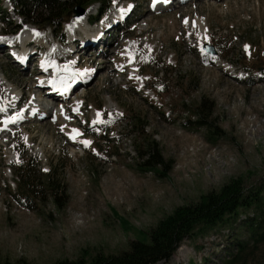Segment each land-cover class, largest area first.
I'll return each mask as SVG.
<instances>
[{"label":"rangeland","instance_id":"obj_1","mask_svg":"<svg viewBox=\"0 0 264 264\" xmlns=\"http://www.w3.org/2000/svg\"><path fill=\"white\" fill-rule=\"evenodd\" d=\"M125 1L136 2L142 21L110 32L99 76L78 99L60 103L67 116L42 114L39 121L0 131V264L83 258L89 264L98 254H120L140 230L150 231L176 208L238 178L260 192L258 203L227 216L207 236L185 239L169 260L156 264H224L240 245L254 246L252 235L264 224V0H194L184 3L185 11L177 5L158 13L148 11V0H112L111 16ZM89 9L83 17L98 14L100 5ZM1 10L0 32L6 27L20 36L34 28L8 0H0ZM94 30L84 28L90 35ZM39 33L53 41L49 30ZM220 40L222 57L203 55L206 44ZM0 53V95L8 96L9 84L24 100L40 95L30 74ZM247 73L253 79L244 82ZM131 113L134 121H126ZM108 119L117 120L108 127L114 141L93 134L102 133L99 126ZM130 124L144 134L129 136ZM75 134L77 146L68 143ZM155 150L170 169L165 178L144 167ZM23 152L34 161L32 173H39L38 193L29 200L19 196L26 180L18 171ZM49 176L63 186L59 198L42 188Z\"/></svg>","mask_w":264,"mask_h":264},{"label":"trees","instance_id":"obj_2","mask_svg":"<svg viewBox=\"0 0 264 264\" xmlns=\"http://www.w3.org/2000/svg\"><path fill=\"white\" fill-rule=\"evenodd\" d=\"M14 6V10L18 16L25 20L26 23L37 26L43 30L52 29L61 30L64 23H68L71 19V12L76 7L88 8L93 4L100 3L104 7L110 4V0H10ZM46 11L47 16H43L39 11ZM217 47V51L218 46ZM240 60V59H238ZM124 117L126 121H134L136 113H131ZM205 121H199V125H203ZM131 125V124H130ZM136 125V123H135ZM130 127L129 136L144 134V128L136 131L133 130L134 124ZM132 129V130H131ZM135 149L140 154V145ZM144 154L140 155L142 159ZM22 164L18 171L25 176V183H20L19 196L29 200L38 192L35 191L34 182L37 180L39 173L31 171V165L34 161L26 160V155L21 154ZM144 167L147 170L156 173L161 178H165L168 171L166 163L160 157L157 150L152 155L151 159L144 162ZM163 167V170L157 168ZM44 189H54L55 195L59 198L63 193V186H59L52 177H48L46 182H43ZM52 185V187H48ZM59 193V194H58ZM260 192L254 191L252 188L247 189L241 185V179H233L228 184L223 186L217 192H211L202 195L198 202L190 205L178 207L174 212L161 219L156 227L150 231H139L138 238L130 241L125 251L120 254H98L91 259L89 264H156L158 262L167 261L177 250L180 244L187 238L195 235L204 234L206 236L213 230L223 224L227 220V216H236L242 209H249L258 203L257 196ZM25 197V198H24ZM126 226L127 222L121 219ZM251 230H255L252 223ZM125 231L130 232L133 227L127 225ZM254 246L240 245L238 252L224 264H264V224L257 232L252 235ZM262 246V247H260ZM261 259L252 263V259L256 254H260ZM16 264H31L26 261H18ZM60 264H88L85 258L79 262L64 261Z\"/></svg>","mask_w":264,"mask_h":264},{"label":"bare ground","instance_id":"obj_3","mask_svg":"<svg viewBox=\"0 0 264 264\" xmlns=\"http://www.w3.org/2000/svg\"><path fill=\"white\" fill-rule=\"evenodd\" d=\"M188 2H193L194 0H187ZM185 2V3H188V2ZM183 7H186V6H182L180 9H182L183 11H185V8H183ZM88 19V14L86 15V17H81V18H74V19H72V21H71V24L70 25H68L67 26V31L69 32V33H73L74 31L76 32V31H78L77 29H79V28H81L83 25H84V22H86V20ZM197 24L199 25V26H202V23H201V21H198L197 22ZM198 27V26H197ZM198 30V29H197ZM39 31V30H38ZM37 31V29L35 28H31V29H26L20 36L19 35H17V36H15L14 37V41L15 42H20V43H23L24 41H25V39H29V38H35V39H37V40H39V41H43L44 40V38H45V35H43L42 33H39ZM51 32V31H50ZM90 37L91 36H89V37H87V40H88V42L90 43L91 42V40H90ZM49 40V39H48ZM11 41H9V46H11V43H10ZM2 42H0V47H1V44ZM44 43H46V42H44ZM118 43V42H117ZM132 48H133V45L132 44H130V45H128V49L130 50H132ZM10 52H12V51H10ZM128 52V51H127ZM103 53H105V51L103 52ZM94 57H96V56H94ZM94 57L92 58V59H94ZM19 58H24V55L22 54V55H20V57ZM93 61V60H92ZM51 64L49 63L48 64V66H50ZM63 67V66H62ZM89 73H91V71L89 72ZM40 76V75H39ZM83 81H85L84 79H82L81 80V82H83ZM33 87L34 88H38L39 89V87H38V85L36 86V85H33ZM32 87V88H33ZM81 89H85V87H82ZM80 89V90H81ZM14 90V88L13 87H9L7 90H6V92L8 93V98H9V101L8 102H10V99H14V98H16L18 95L13 91ZM37 90V89H36ZM38 94V93H37ZM80 94H82L83 95V92H81ZM79 93L77 94V97L80 95ZM74 95H70L69 97H67L65 100H61L62 98H59V97H54V99H52V101H55V102H58V101H60L61 100V102H59V103H67V102H69V100L73 97ZM82 97V96H81ZM32 98V97H31ZM78 99V98H77ZM60 107V106H59ZM80 107H82L81 105L79 106L78 104H77V109H80ZM75 110V109H74ZM77 111V110H76ZM65 112H63L62 111V113H61V111H56L55 113H54V111H53V114H55L56 116H55V118H57L58 116H59V119L60 118H63L65 115L67 116V114H64ZM77 113V112H76ZM52 114V115H53ZM54 116V115H53ZM95 117H97V115H95ZM95 117H94V119H95ZM54 118V119H55ZM65 118V117H64ZM22 119V118H21ZM98 119V118H97ZM97 119H96V121H97ZM30 120V118L29 117H27V118H25V122H28ZM61 121V120H60ZM57 122V121H56ZM55 122V123H56ZM22 123V122H21ZM20 123V124H21ZM61 123V122H60ZM14 124V123H13ZM64 125V124H63ZM73 137H75L76 138V134L75 135H73ZM72 139V138H71ZM38 153H42V151L41 150H38Z\"/></svg>","mask_w":264,"mask_h":264},{"label":"water","instance_id":"obj_4","mask_svg":"<svg viewBox=\"0 0 264 264\" xmlns=\"http://www.w3.org/2000/svg\"><path fill=\"white\" fill-rule=\"evenodd\" d=\"M86 10L81 8V7H76L74 10H73V14L75 17H81L85 14ZM207 51L211 52V53H215L214 50H213V47H210V46H206L205 47Z\"/></svg>","mask_w":264,"mask_h":264},{"label":"snow or ice","instance_id":"obj_5","mask_svg":"<svg viewBox=\"0 0 264 264\" xmlns=\"http://www.w3.org/2000/svg\"><path fill=\"white\" fill-rule=\"evenodd\" d=\"M75 131V130H74ZM84 143L87 145V144H89L90 142L89 141H84Z\"/></svg>","mask_w":264,"mask_h":264}]
</instances>
